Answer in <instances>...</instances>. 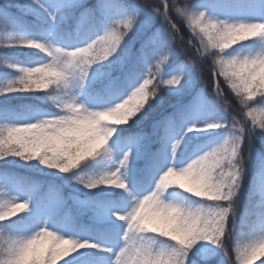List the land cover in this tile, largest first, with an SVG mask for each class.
Here are the masks:
<instances>
[{
	"label": "snow or ice",
	"instance_id": "obj_1",
	"mask_svg": "<svg viewBox=\"0 0 264 264\" xmlns=\"http://www.w3.org/2000/svg\"><path fill=\"white\" fill-rule=\"evenodd\" d=\"M221 7L210 12L204 0H0V48L46 55L32 65L5 58L3 68L14 75L0 86V161H38L89 192L123 190L109 200L69 206L55 185L6 188L0 198V264H77L67 258L81 249L108 253L111 264H216L196 255L204 250L211 256L216 249L227 264H254L264 254V181L257 186L262 199H254L239 225L235 220L252 142L264 138V20L235 18L228 11L233 5ZM174 21L187 22L191 41ZM69 27L79 39L49 38V29L59 34ZM250 40L262 46L237 50ZM206 74L213 101L195 90ZM36 92L46 93L55 111L39 116L28 107L20 115L9 107L16 94ZM166 96L177 98L174 107ZM133 100L125 115H113ZM199 131H220L222 142L175 159L184 137ZM97 158L108 167L84 172ZM130 168L143 195H134L124 178ZM165 173L167 184H160ZM175 185L188 191L169 192ZM125 192L134 201L130 210ZM174 195L183 199H169ZM84 213L101 227L113 216L122 222L113 247L71 234L66 221ZM202 241L214 248L201 244L193 251Z\"/></svg>",
	"mask_w": 264,
	"mask_h": 264
},
{
	"label": "trees",
	"instance_id": "obj_2",
	"mask_svg": "<svg viewBox=\"0 0 264 264\" xmlns=\"http://www.w3.org/2000/svg\"><path fill=\"white\" fill-rule=\"evenodd\" d=\"M131 2V0H130ZM206 3L208 10L213 13H220L224 11V9L221 7L223 4H230L234 7L228 9V11L231 12V14L235 18L240 19H249V20H264V0H204ZM174 23L177 24L179 28L182 29L181 35L185 38V40L191 41V38L189 36V33L191 32V28L187 26V22L180 23L179 21H174ZM185 29H187L185 31ZM195 43V42H192ZM178 46L181 48L184 47V45L179 44ZM261 42L259 40H250L247 42H244L243 45H238L237 50H239L241 53H247L248 51H254L261 47ZM0 51L2 48H0ZM221 83V88L225 91V94H228L229 89L227 86L223 83V78L219 77L216 78ZM195 90L196 91H204L205 96L209 99V101H213V97L211 96V93L213 89L211 88V82L208 81L207 74L205 75V79H198L195 81ZM234 95V93L232 94ZM260 93L258 92L255 97H253L254 100L259 99ZM192 99L191 95L185 96L183 98L184 103H187ZM166 100L168 102V107H174L177 103V98L173 96H166ZM32 103H40L39 100H36L35 97H29V96H21L19 98H13L10 104V108L14 110L16 113L20 115H27L26 109L29 105ZM233 103H236V101H233ZM44 105V104H43ZM46 106V105H44ZM258 106V105H254ZM48 107V106H46ZM217 113H222V110H220L219 106H215ZM3 114V101H0V115ZM235 113H233L234 115ZM225 120H230L231 117L228 114H223ZM240 117L238 116L237 119ZM122 127L127 128L128 125H123ZM150 131V129H148ZM222 135V132L218 131L215 134H211L209 137H203L201 139H208L211 137H218ZM253 147V155L257 157L258 154L261 155V153H264V138L257 137L252 142ZM257 153V154H256ZM101 159L97 158L96 160L90 161L88 165H85L83 168L84 172L91 173V171H94L96 166L101 163ZM4 175L8 181H19L22 185H31L36 184L41 186V189H46L49 185H55L60 188L61 192L63 193L65 199L67 200L69 206H79L72 203V197L74 194L78 195L80 200L86 201L90 198H95L97 200H109L111 197L114 196L116 192L121 191H114V193H97L93 192L92 194L85 192L84 190H75L71 184L70 181H73V178H69L66 176V174H49V173H42L37 171H32L27 169L26 167L17 166L14 163H6V162H0V176ZM258 176V169H256L255 166H253V163L250 162V159L246 163L245 168V174L244 179L241 184L240 191L238 192V195L236 197V217L235 220L237 224L239 225L245 218L246 214L248 213V210L253 205L254 199L259 200L262 199L259 194L257 193V186L259 184V181H257ZM70 182L69 184H67ZM136 187L138 188L137 180H136ZM139 189V188H138ZM110 202L115 203V200H111ZM92 214L84 213L80 217H76L70 220L66 221V225L68 227H72L76 230H88L94 233V236H98L101 231L99 229L106 228L103 232V235L107 233L108 237L113 238L115 235V232L113 229H108V226L104 224V227H101L98 222L94 220L92 217ZM231 226V221H230ZM231 245V241H228V246ZM89 256H83L79 259H76L75 261H83L85 258H88ZM235 258V251L233 249V259ZM207 260V259H206ZM216 261V264H221L223 261V264H227V258L224 257L223 251L219 250V255L217 258L212 259ZM261 260H264V254H258L256 257V260L254 261V264L260 263ZM62 264V263H61Z\"/></svg>",
	"mask_w": 264,
	"mask_h": 264
},
{
	"label": "rangeland",
	"instance_id": "obj_3",
	"mask_svg": "<svg viewBox=\"0 0 264 264\" xmlns=\"http://www.w3.org/2000/svg\"><path fill=\"white\" fill-rule=\"evenodd\" d=\"M71 30H72V33H70L69 28H67L64 32L58 34L54 29H49V31L52 33V35L49 38L50 39H56V40L65 39L68 41H75V40L79 39L80 34H78L75 31L74 27ZM2 50H4V51H0V86H3L5 81L7 79H11L12 76L14 75V73L11 70H7V69L3 68L5 58H8L12 61L20 62V63L25 64V65H32L34 63H39V62H42L46 59V55L44 53H40L34 49L20 48V49H7V50H5L2 48ZM96 81H97V77L94 74V76H93V85L94 86L96 84ZM41 91H46V90H41ZM199 92L202 93L203 95H205L204 91H199ZM21 96H29L30 98L35 97L36 100H40L41 103H45L46 106H49L50 109L46 108L45 106H40V104H36V103H32L31 105L28 106V107L33 108L35 110L36 114L39 116H46V115L50 114L52 111H55L54 106L51 105V102L47 99L46 93H44V92L16 94L15 98H19ZM3 100H4V98L0 97V101H3ZM220 110H222V109H220ZM216 112H217V110H216ZM205 115L207 116V113ZM2 116H3V114L0 115V117H2ZM217 132L199 131V132L189 133L187 136L184 137V142L181 144L180 149H178L177 154H179L180 152H181V154H183L185 152V150L187 148H189L191 145H192V148L190 150V153H188L186 156L191 155L193 152H195L200 147H204V150H210L212 147H215L217 144L222 142L223 133H222V135H220L218 137H211V138L206 139V140H202L201 138L209 137V136H211V134H215ZM170 147L171 146L169 145V155L171 156ZM175 159H176V157H175ZM260 161H261V155L260 154H258L257 157L252 156L250 158V162L253 163V165L256 167V169H258L257 181H259V183L261 181H264V163H261ZM0 162H2V161H0ZM3 162H5V161H3ZM8 163H12V164L14 163L15 165L21 166L23 168L26 167L27 169L32 170L34 172L35 171L42 172V173L47 172L49 174H54V175L62 174L58 171L47 169V168L43 167L42 165H39L38 161H32L29 164V163H26L25 161H23L19 158H9ZM182 166H185V165H182ZM105 167H108V162L102 160L101 163L95 168V171H100V170L104 169ZM123 171H124V178L127 181L128 186H129L130 190L132 191V193L134 195H143L144 192H135V190L133 189V183H132V180L130 179V175L132 174L131 168L128 170H123ZM70 182H71V184L75 190L81 189V190H84L85 192H88L90 194H92L93 192L114 193L115 190L123 191L121 189L105 187L103 189H97L93 192H89L88 189H85L82 185L77 184L75 182V180L70 181ZM70 182H68L67 184H69ZM151 183L154 185L155 181H152ZM20 185H22V184H20V182L18 180L10 182L7 180V178L4 175L0 176V198L4 197V194L7 191L6 188L15 192L17 186H20ZM168 191L171 193H180L183 190L179 189L177 186H173ZM185 195L188 196L190 194H185ZM124 196L128 201V210H130L134 201L132 200V197L128 195L127 192L124 193ZM169 199H183V198L179 197L178 195H174L172 197H169ZM196 199H198V198H196L195 196H191L192 201H194ZM78 201L82 202L80 200V198L78 197V195L74 194L72 197V202L74 204L79 205ZM18 214H20V213H18ZM104 222H106V223L120 222V224L122 223L121 221H119L114 216L106 219ZM70 230H71V234L77 236L81 240L91 239L92 242L98 243V244L102 245L103 247H113L114 246V242L107 239V238L99 239L96 237H92V235L90 233L75 232L73 229H70ZM118 231H122V229L119 228ZM121 243H122V241H121ZM201 244L207 245L208 250H211L214 248V246L211 245L209 242L202 241V242H197V245L194 246L193 251H196V249H199ZM219 250L220 249H216L215 253L211 256L205 255L204 250L196 252V255L201 256V258L205 259V260L206 259H215L219 255ZM95 253L99 254V256H97L95 258H90ZM87 255L89 256V258H87V259L85 258L83 261H78L77 264H81V262H84V261L89 262V264H111L109 254L105 253L103 251L97 250V249H81L78 252L69 256L67 259L68 260H76V259H79V258H81L83 256H87ZM61 263H62V260L57 261V264H61ZM258 264H260V263H258Z\"/></svg>",
	"mask_w": 264,
	"mask_h": 264
},
{
	"label": "clouds",
	"instance_id": "obj_4",
	"mask_svg": "<svg viewBox=\"0 0 264 264\" xmlns=\"http://www.w3.org/2000/svg\"><path fill=\"white\" fill-rule=\"evenodd\" d=\"M130 103H135V101H130V102H126L125 105H119L117 106L118 108V111L114 112L113 115L117 116L118 118L122 115H125L127 113V109H128V106ZM110 123V122H109ZM169 172H173L172 169H169ZM179 174V173H178ZM168 173H165L164 176L161 177V180H160V184H167V180L165 179L166 177H168ZM160 185H158L159 187ZM168 186H172V185H168ZM177 187H180L179 185H175ZM184 191H188V189H183ZM195 194V193H193Z\"/></svg>",
	"mask_w": 264,
	"mask_h": 264
}]
</instances>
